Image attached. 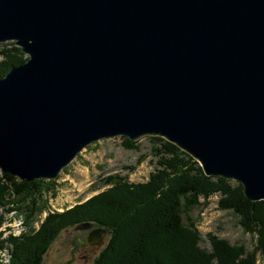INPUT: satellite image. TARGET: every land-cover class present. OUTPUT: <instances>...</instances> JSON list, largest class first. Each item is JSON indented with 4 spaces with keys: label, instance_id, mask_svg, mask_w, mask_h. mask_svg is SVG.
<instances>
[{
    "label": "water",
    "instance_id": "obj_1",
    "mask_svg": "<svg viewBox=\"0 0 264 264\" xmlns=\"http://www.w3.org/2000/svg\"><path fill=\"white\" fill-rule=\"evenodd\" d=\"M6 42L27 61L0 79L3 174L54 181L98 141L161 138L264 201V0H0Z\"/></svg>",
    "mask_w": 264,
    "mask_h": 264
},
{
    "label": "trees",
    "instance_id": "obj_2",
    "mask_svg": "<svg viewBox=\"0 0 264 264\" xmlns=\"http://www.w3.org/2000/svg\"><path fill=\"white\" fill-rule=\"evenodd\" d=\"M20 52L13 42L0 45V79L27 61ZM121 139L125 149L138 150L137 142ZM149 139L157 161L146 182L132 184L109 175L103 179L109 188L61 213L49 211L37 230L29 226L47 209V197L56 195L55 181L26 182L0 171V211L23 213L22 225L30 228L5 236L1 230L5 217L0 214V251H9L8 264H41L62 232L85 223L109 234L94 264H257V255L264 259V201L246 200L237 182L206 177L176 146L161 138ZM214 195L219 196L218 209L232 212L242 230L255 236L252 251L212 234L207 235L211 250L202 249L194 224L183 222L182 216L200 205L201 198L207 205Z\"/></svg>",
    "mask_w": 264,
    "mask_h": 264
},
{
    "label": "rangeland",
    "instance_id": "obj_3",
    "mask_svg": "<svg viewBox=\"0 0 264 264\" xmlns=\"http://www.w3.org/2000/svg\"><path fill=\"white\" fill-rule=\"evenodd\" d=\"M9 43L12 42L4 44ZM153 145L155 144L149 138H143L137 142L138 150H127L122 146L120 137L91 144L54 180L56 195L52 198L47 197V209L29 227L37 230L42 218L49 211L61 213L103 192L109 188L103 182V179L109 175L126 178L132 184L146 182L156 168L157 158L151 153ZM141 156H144V159L137 164ZM127 167H135V169L131 171L125 169ZM218 199V195L211 196L207 205H204V200L201 198L200 205L182 216L183 222L186 225L194 224L201 236L202 249L211 250L207 235L212 234L231 245H243L247 251H252L255 236L242 230L238 224L239 219L232 212L218 209ZM0 214L5 217V224L1 229L5 236L9 233L19 235L29 231L30 228L22 225V220L25 218L23 213L9 214L1 210ZM87 235V229L70 228L62 232L43 257L41 264H94L95 259L106 246L109 234L106 235L103 246L93 255L87 246L80 245V241H83ZM8 259L9 251H0V264H8ZM257 264H264V259L259 255H257Z\"/></svg>",
    "mask_w": 264,
    "mask_h": 264
},
{
    "label": "flooded vegetation",
    "instance_id": "obj_4",
    "mask_svg": "<svg viewBox=\"0 0 264 264\" xmlns=\"http://www.w3.org/2000/svg\"><path fill=\"white\" fill-rule=\"evenodd\" d=\"M89 232H90V231H88V234H89ZM87 236H88V235H87ZM87 236L84 238L83 241H80V245H81L82 247L87 246L88 249H89V251H90V253H91V255H93V254L95 253V251H98V250H99L98 248L101 247V246H103V245H101V246H99V247H96V246H90V245L88 244V241H87Z\"/></svg>",
    "mask_w": 264,
    "mask_h": 264
},
{
    "label": "bare ground",
    "instance_id": "obj_5",
    "mask_svg": "<svg viewBox=\"0 0 264 264\" xmlns=\"http://www.w3.org/2000/svg\"><path fill=\"white\" fill-rule=\"evenodd\" d=\"M7 43V42H6ZM14 43V42H13ZM15 44V43H14ZM16 46V45H15ZM17 47V46H16Z\"/></svg>",
    "mask_w": 264,
    "mask_h": 264
}]
</instances>
